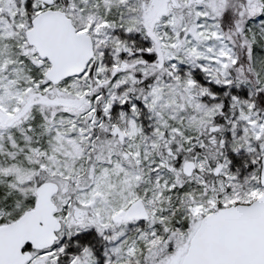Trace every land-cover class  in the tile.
I'll return each instance as SVG.
<instances>
[{
  "label": "snow or ice",
  "instance_id": "snow-or-ice-1",
  "mask_svg": "<svg viewBox=\"0 0 264 264\" xmlns=\"http://www.w3.org/2000/svg\"><path fill=\"white\" fill-rule=\"evenodd\" d=\"M0 264H264V0H0Z\"/></svg>",
  "mask_w": 264,
  "mask_h": 264
}]
</instances>
